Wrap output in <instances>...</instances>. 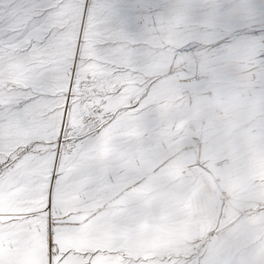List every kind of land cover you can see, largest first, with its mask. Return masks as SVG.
<instances>
[{"label": "rangeland", "instance_id": "rangeland-1", "mask_svg": "<svg viewBox=\"0 0 264 264\" xmlns=\"http://www.w3.org/2000/svg\"><path fill=\"white\" fill-rule=\"evenodd\" d=\"M118 2L140 118L100 264H264V0Z\"/></svg>", "mask_w": 264, "mask_h": 264}, {"label": "snow or ice", "instance_id": "snow-or-ice-1", "mask_svg": "<svg viewBox=\"0 0 264 264\" xmlns=\"http://www.w3.org/2000/svg\"><path fill=\"white\" fill-rule=\"evenodd\" d=\"M139 23L118 0H0V264H100Z\"/></svg>", "mask_w": 264, "mask_h": 264}, {"label": "bare ground", "instance_id": "bare-ground-1", "mask_svg": "<svg viewBox=\"0 0 264 264\" xmlns=\"http://www.w3.org/2000/svg\"><path fill=\"white\" fill-rule=\"evenodd\" d=\"M197 44V43H196ZM226 93V92H225ZM224 93V91H221V95H223V94H225ZM246 95H249V94H246ZM233 96H235V95H233ZM234 111V110H236L235 108H232V107H229V108H227V109H225L224 111Z\"/></svg>", "mask_w": 264, "mask_h": 264}]
</instances>
